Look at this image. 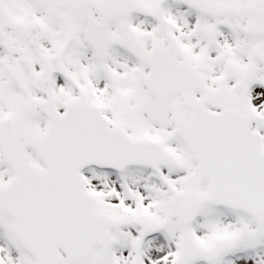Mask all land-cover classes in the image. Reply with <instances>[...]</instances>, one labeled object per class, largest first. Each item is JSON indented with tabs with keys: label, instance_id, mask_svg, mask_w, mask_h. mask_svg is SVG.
Segmentation results:
<instances>
[{
	"label": "snow or ice",
	"instance_id": "1",
	"mask_svg": "<svg viewBox=\"0 0 264 264\" xmlns=\"http://www.w3.org/2000/svg\"><path fill=\"white\" fill-rule=\"evenodd\" d=\"M0 264H264V0H0Z\"/></svg>",
	"mask_w": 264,
	"mask_h": 264
}]
</instances>
